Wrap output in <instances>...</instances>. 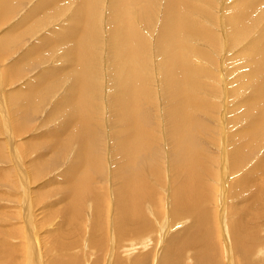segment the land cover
Wrapping results in <instances>:
<instances>
[{
    "label": "rangeland",
    "instance_id": "rangeland-1",
    "mask_svg": "<svg viewBox=\"0 0 264 264\" xmlns=\"http://www.w3.org/2000/svg\"><path fill=\"white\" fill-rule=\"evenodd\" d=\"M146 1H135V11L132 19L130 14L123 13L124 18L127 15L131 19L137 34L146 41L135 40V46L140 49L146 48L148 58V69L146 70L150 73L151 80L148 81V85L152 93L150 102H144L140 98L137 99L139 103L137 105L142 104L140 106L142 108V118L146 116L147 125L151 128L148 136L152 138V141L149 140V145L147 144L148 149L144 153L146 157L143 155L146 162L149 161L145 173L148 186L145 184L146 186L141 189L144 192L142 191L136 199L135 194H133L135 183L130 184L132 186L130 188L133 189H130L132 192L130 199L134 197V201L142 200L140 202L141 206L147 204V209H149L147 210L145 209L146 206L144 207L143 217L149 218L148 221L151 222L155 231H157V227L154 222L155 220L159 221L161 215V219L164 217L169 218V225L172 223L170 217L171 202L174 199L177 201L178 197L174 190L175 186L178 185L173 182L174 179H172V173L169 169L171 140L170 136H166L168 135V125L165 113L168 105L163 96L166 90L162 86L161 78L158 76L163 59H161V54L157 49L161 43L158 34L162 27L163 15L169 13L165 6L172 2L178 8V10L173 8L175 11L172 12V14L174 12L176 14H174L176 26L181 24L185 28H201L205 30L208 36L206 39L205 37H193L189 41L190 45L183 44V48H181L183 62H185L184 58L187 60L190 56L191 60L189 58V61L191 62L187 60L185 63L192 64L191 66H194V69L200 72L194 79L201 83L199 97L204 100L206 105L208 104V108H204L202 113L198 115L204 127L201 145L205 150L206 159L204 163L207 168V172L201 175L203 177L201 179L203 185L208 187H205L206 190H201V194L205 193L210 201L213 199L215 201L207 202L205 199L203 203L198 204V208L202 207V210H204L203 207H205L207 209V221L210 220V224L212 223L211 228L215 232V237L213 234L214 238H211V245L215 257L213 259L209 258L207 263L202 262L203 264H229L227 263L229 260L231 264H242V262H246V264H264V173L262 168L257 167L260 161L264 159V139L256 143L244 142L242 160L240 158L237 163L234 158L238 156L230 153L234 146L240 144L235 140V134L240 127L244 125L243 129H245L248 124H256V119L260 116V113L255 110V102L253 111H249L243 106L244 100L247 98L252 99L248 90L240 88L248 81L246 78H241V71L238 72L239 68H237L240 64L236 63V57L255 40V37L264 28V12L260 13L259 17L256 13H250L247 16V25L250 24L253 27L247 26V30L250 31L247 35H243L238 31L237 34L241 39L236 41L237 35L234 36V29L236 30V28L232 30L224 22L230 10L232 8L235 10V3L240 0H175V2L174 0H149L146 11L144 10L145 15H147V18H145L143 17L144 13L140 15L137 11L138 6L140 11H143V4ZM183 1L186 2V6L181 5ZM80 4L81 0H8L6 6L0 8V231L5 233V236H1L0 239L1 241L6 240L7 243L11 241L10 243H13L14 247L21 245L23 247L26 241L28 242L30 239L37 244L36 246L31 242V249L33 250L36 248L39 250L41 245L47 247L54 241L65 244L66 253L56 251L45 253V247L41 246L42 252L38 251L39 256L35 252L36 259L41 256L35 264H45L52 256H58L60 262H62L61 259L66 258L64 261H69L68 264H114V257L121 258L124 264H143L142 260H144V263L146 262L145 264H159L163 260L161 258L167 253L170 256L165 257H171L172 264H196V258L204 254L201 252L197 255L205 243L202 245L197 243L200 250L195 244L190 246L186 243L184 247H181L179 254L175 253L174 249L165 247V245H168V240H171L169 238H173L174 235L186 236L183 227L189 226L192 235L195 233L193 230L197 228L191 226V216L183 215L188 221L187 224H179L173 228L167 224V234L164 235L163 239L150 236L155 235V232L153 230H151V233L147 232L150 231V228L144 226V221L142 222L143 225H140L141 221L137 220L139 217H131V215H129L126 222H122L120 219L119 228L123 232L118 231V224L115 221L118 204L115 200L116 195L113 194L117 192V187L119 189L122 185L119 183L116 174L123 168L125 159L117 152L116 140L113 139V134L116 133L118 128L117 123L114 121L116 120L114 118L115 113L113 114L114 108L111 105L110 82L112 70L110 64L114 51L109 41V32L116 27L114 24L111 25V12L113 11L110 10H112L114 4H117V1L88 0L89 13L87 8L81 7ZM260 4L264 5V2ZM189 8L195 10L189 12ZM179 9H182L180 13L178 12ZM81 16L80 41H87L89 44L93 42L92 52L95 53V56L88 55L95 58V79L92 86L94 95L90 102L93 107L90 106V108L95 110L93 113L95 118L93 123L89 124L90 129H94L92 131L95 151L93 149V157L85 159L82 163L76 157V150L74 149L76 143L73 142L72 136L74 133L71 132L74 130L73 127H70L67 131H65L66 129H58L60 128V122L64 120V114L62 116L59 114V111L63 109V105L60 104H63L64 99L67 98L68 88L75 80V73L71 74L70 62L61 57L63 46L60 41L66 36L68 37V32L72 30L73 25L79 27L78 20ZM255 16L259 18L257 25ZM184 19L185 21L187 19V21L184 22ZM262 42H264V38L254 43V46L257 47ZM144 65L147 66V64ZM144 65H142V68L144 67L145 70ZM146 70L145 74L149 78ZM85 74L87 78V71H85ZM143 77H145L144 74ZM232 117H236L235 120H232ZM232 122L237 124L233 125ZM91 126L93 127L91 128ZM59 137H61V140ZM245 147H248L247 150ZM142 159L143 157L140 156L136 166L143 162ZM150 165H152V168H150ZM77 168L81 170L79 171ZM250 170H254L253 173L255 174H248ZM79 173H83V175ZM247 175L254 178L256 182L254 181V183L248 185L246 182ZM239 176H242V178L240 179ZM84 178H87V180H82ZM239 179L246 184L240 185L243 194L241 195L240 191H237L240 194H237L234 198V186H236L235 183ZM74 180L83 181V184L80 185L79 182L77 183ZM73 181L77 183L78 187L81 186L80 189L74 191L77 193L76 200H74L73 192L70 191V187L74 188L72 186ZM83 187L86 188L85 192L81 190ZM210 187L212 188L210 189ZM145 188H149V192ZM146 191L147 193H145ZM150 191H152V194ZM170 192L175 194L173 198H171ZM79 195L82 196L80 199ZM255 195H257L256 199ZM109 199L113 205H111ZM199 200H201V197ZM194 202L195 200L193 204H195ZM95 206L101 212L100 214L96 213V216H101L99 223L102 224L103 228L100 227V229L107 233H101L99 227L97 230H89V233H92L90 235L93 236V239L91 237L92 240H89L88 229L91 227L90 219L95 218L92 213L96 209ZM247 206L250 207L248 208L250 214L244 216L241 213L246 210ZM140 207L137 208L140 209ZM251 211L255 214L254 216ZM98 217H96V220H99ZM235 223L238 225L235 226ZM95 225H98V223ZM240 225L244 228V234L251 236V240L247 239V244L242 248L244 251L240 248L242 246L237 245L240 237L237 236ZM138 227L144 231L140 230V234L136 231L133 233V230L138 229ZM129 228L133 229L129 230ZM145 228H148V230ZM19 232L24 237L20 234H18L19 236L12 235ZM224 235L225 239H228L224 240ZM234 235L236 236L234 237ZM151 237L154 243L151 242ZM143 238L147 240H142ZM139 240L143 241L142 246L138 245ZM90 241L93 244L89 247L87 243L89 244ZM227 244L231 251H229ZM176 245L177 248L180 247L178 244ZM125 247L126 249H124ZM53 249L57 250L55 247ZM246 250L252 252L249 260L244 259ZM239 251H242L243 255H240ZM22 253L18 248L17 255L19 256L12 264H24ZM62 254L63 258H61ZM4 256L0 257V262L7 264L10 258ZM134 258H137V260ZM72 261L74 263H71Z\"/></svg>",
    "mask_w": 264,
    "mask_h": 264
},
{
    "label": "bare ground",
    "instance_id": "bare-ground-1",
    "mask_svg": "<svg viewBox=\"0 0 264 264\" xmlns=\"http://www.w3.org/2000/svg\"><path fill=\"white\" fill-rule=\"evenodd\" d=\"M116 1H117L118 5L114 4L112 7V10H110V11H113V12H111V14H112L111 25H113V24L116 25L115 28L111 29L113 31L109 32L110 33V36H109L110 46L113 47V51H114V54L111 57V64H110L111 70H112L110 90H111V105L114 108L113 114L115 113L114 118L116 119L114 121L117 123L116 125L118 128V130L116 129L117 130L116 133L114 132V134H113V139L116 140L117 152L124 157L125 164L122 166L123 168L121 170H119L118 173L116 174V176L119 178V183L122 185L119 189L117 187V192L113 194L114 196L116 195L115 200L117 202L116 204H118V212H117L118 214L116 213L115 221L118 224V226H117L118 231L123 232L119 228L121 221L126 222V220L129 218V215H131V217H139V218H137V220L141 221L140 225L144 221L143 222L144 226L145 227L148 226V228H150V231L148 230V228H145L148 230L147 232L151 233V230H153V232H155L154 233L155 235H150V236L161 237L163 239L164 235L167 234L166 225L167 224L169 225V218L167 219V217H164V215H163L164 218L161 219L162 215L161 216L158 215L160 217V219L158 218L159 221H156L155 218L153 217V219L155 220L154 224L157 227V231H155L154 230L155 228L153 229L151 222L148 221L149 218L147 219V217H143V215H144L143 209L147 204L145 203L146 204L145 206L144 205L141 206L140 202L142 200L141 201H139V200L134 201L133 200L134 197H133V199H130V196L132 193L130 191V189H131L130 187H132V186H130V184L135 183V188H133V189H135L134 193H133V194H135V198L137 196H140L142 191L144 192V190L141 191L142 188H144L146 185L148 186V184H146V180H145V175H146L145 173H146V167H148V164H149V163L147 164V162H149V161L146 162V160L144 159V156H145L144 153H146V151L148 149V145L150 142L149 140L152 139L151 137L148 136V134L150 135L151 128H149V126L147 125L146 116H143L144 118H142V111H141L142 108L140 107L142 104H140V106H138L137 104H139V103L137 102V99L140 98V100H142L144 102H147V101L150 102L152 100V93H151V91H150L151 89L148 85L150 82L149 80H151V79H150V73L148 72V70H146V69H148L147 68L148 67V58H147L146 48H144L145 49L144 50V49H140V48L135 46V40H140L141 42H146V41L144 39H142L137 34V31L135 30V28H133V25H132L133 23L131 22L132 15L134 14V11H135V1L140 2V0H116ZM148 1L149 0H147L146 3L144 2L145 4H143V9H142L143 11H140L139 6H138V11H137L140 15H143V13H144L143 17H145V18H147L146 17L147 15H145L146 14L145 11H146V8L148 6ZM7 2H8V0H0V8L2 6H6ZM174 2H175V0H174ZM263 2H264V0H240V1L235 3V5H234L235 10L233 8L230 10L229 15L227 16V19L225 20L224 23H226L227 26L230 27L232 30L234 28H236V30L234 29V36L237 35V38H235L236 41L241 39L239 37V34H237L238 31L243 35L249 34L248 32H250V31L247 30V26H249L250 24L247 25V16L250 13H256L259 17L260 13L262 14L264 12V5L260 4ZM87 4H88V0H81V4H80L81 7L87 8ZM256 4H258V5H256ZM181 5L186 6L187 4H186V2L183 1L181 3ZM115 6H116V8L114 10ZM165 8L167 10H169L168 11L169 13H164V15H163L164 17H163V21H162V27L160 28L159 34H158V38H161V43L158 45L157 49H158L159 53L161 54V57H162L161 59H163L162 63H161V69L159 70L160 74H158V76H159V78H161L162 86L166 90V92L164 93L163 96H164V98L167 102V105H168L167 110H165V113L167 115L166 118H167V125H168V127H167L168 128V130H167L168 135H166V136H170V140H171V147L168 146V147H170L169 150L171 151V153H170V151H168V152L171 155L167 153L171 157V158H169V159H171L169 169L171 170V173H172V177H173L172 179H174L173 182L176 185H178L177 186L178 188L175 186V190L173 189L174 187L172 188L175 191L176 196L178 198H177V201L174 199V201L171 202L172 203V208H171L172 212L170 211V214H171L170 217H171L172 223H170L169 226H171L173 228L179 224L180 225L181 224H187L188 221L185 219L186 217L183 215H188V216H191V222H192L191 226L197 228V229L193 230L195 233L192 235V230L191 231L189 230V226L183 227V229L185 228V231H186L185 235L186 236H177L178 234L175 233L177 235H174L173 238H169L171 240L170 241L168 240V242H167L168 245L167 246L165 245V247H170V248L175 250V253L177 252L179 254L181 252V247L182 246L184 247L186 243L189 244L190 246L191 245L194 246V244H195L197 248L199 247L198 248L199 250H200V246L197 245V243H199L201 245L203 243H205L206 245L204 244V247L201 248V251H198L197 255H199V253H201V252H203L204 254H202L201 256L196 258L197 259L196 264L197 263L203 264V262L207 263L209 258L213 259L215 257V255H214L215 253H213L214 250H213V247L211 245V241H212L211 238L215 237V232L212 231V228H211L212 223L210 224V220L207 221V218H208L207 209L205 207H203L204 210H202V207L201 208L199 207L200 210H198L199 209L198 204L203 203V201L205 199L207 200V202L208 201L212 202L213 200L215 201V199L210 201V199H208L206 197L205 193H203V195L201 194L202 193L201 190L202 191L206 190V188H208V187L203 185L204 183L202 182V179H201V177H202L201 175H203V173L207 172V168H206V165L204 163L205 159H206V155L204 153L205 150L201 145L202 144L201 143V137H202V132L204 131L203 130L204 127H203V124L201 123V121L199 120L198 115L200 113H202V110L204 108H206V109L208 108V104L206 105L204 100H202L199 97V90L201 89V87H200L201 83H199V81L194 79V77L197 76L198 74H200V72L195 70L194 66H191L192 64L190 65L189 63H185L187 60L189 61V58L191 60V57L189 55H188L189 58H187V60H186V58H184L185 62H183V57L181 54V48H183L182 47L183 44H185V45L189 44V41L193 37H200V38L205 37V39H206V38H208V36H207V33L205 32V30H203L201 28L190 29V28H185V26H183L181 24H177V26H176V22L174 19V16L176 14H175V12H174L175 15L172 14V12L174 10L173 8H177V6L174 3L170 2L169 4H166ZM176 10H178V8ZM181 10L178 12L180 13ZM193 10H195V9L192 8L189 10V12L193 11ZM87 12H88V8H87ZM137 12H135V14H138ZM123 13L130 14L131 19L127 15L124 18ZM139 14H138V16H139ZM177 16L179 17V14ZM258 17L255 18L256 25L258 24L257 23L258 22L257 20L259 19ZM181 18H183V17H181ZM76 20H78V19H76ZM78 21H79L78 22L79 27L73 25L72 30L68 32V37L66 36L64 39H62L60 41L61 45L63 46L61 49V57H62V59H67V61L70 62L69 66H70V70H72L71 74L73 75L75 73L74 74L75 80L73 81V84L68 88L69 92L67 91L68 92L67 98L64 99L65 96L62 97L64 99V101H63V104H60V105H63V109L59 111V114L61 116H62V114H64V120L61 122L59 121L60 122V128H58V129H60V130L66 129L65 131H67V129H69L70 127H73L74 130L72 129L73 131H71L74 133L72 136V139H73V142L75 141L74 143H76V144H74V146L76 145L75 146L76 148H74V149L76 150V157H77L78 161L81 160L79 162L82 163L85 161V159L86 160L89 159L95 151V149H94L95 144H94V140H93V131H92L94 129H90V127H89L90 126L89 124L91 122L93 123V120L95 118L93 115L95 110L90 108V106H91L90 102H91L92 97L94 95V91L92 89V86H93L94 79H95V69H94L95 58H93L92 56H95V53L92 52L93 42L91 44H89L87 41H83V40L80 41L82 16L80 17V19ZM179 21H180V19H179ZM183 21L186 22L187 19H186V21H185V19ZM183 21H182V23H183ZM215 22H217V21H215ZM226 24H224V25H226ZM254 24H255V22H254ZM249 27H253V26L250 25ZM65 34H67V33H65ZM261 37L264 38V28L261 29L260 33L255 37V40L252 39L254 41H252L247 46V48L244 49L239 54L238 57H236L237 58L236 63L240 64V66H237V68H239V71L238 70L237 71L238 72L241 71V74H242L241 78H246V80L248 81V83L241 85L240 88L242 90L243 89L248 90L249 95H251V99H252V100H250L247 98L248 100L247 99L244 100L245 102H243V106L245 107V109L247 108L249 111H253V108H254L253 105L255 102V104H256L255 110L260 113L259 118L256 119V124H254V123H253L254 125L248 124V126L246 125L247 127L245 129H243L244 128L243 127L244 125H243L242 127H240V129L235 134V140L240 142V144L234 146V148L231 150L230 153H233V154L238 156V157L234 158L236 163L243 156V153H244L243 143L244 142L256 143V142L264 139V133H263L264 132V42L259 43V45L257 47L254 46V43H256L259 39H262ZM205 39H204V41H205ZM89 54L92 56H88ZM85 60H86V62H85ZM189 62H191V61H189ZM144 64H147V66ZM142 65L145 66V70H146V73L149 74L148 75L149 78L145 74V70H144V67L142 68ZM85 71H87V78H86ZM143 74L145 77H143ZM192 79H194V80L192 81ZM197 79H198V77H197ZM199 80H200V77H199ZM76 90H78V92H76ZM62 98H61V100H62ZM14 99H16V98H14ZM153 99H154V97H153ZM249 100L251 101L250 103H249ZM13 103H14V101H13ZM58 103H57V105H59ZM235 118L236 117H232V120H235ZM242 121H244V120H242ZM232 123H233V125L237 124L235 122H232ZM93 126H91V128ZM65 131H63V132H65ZM159 136H157V137L159 138ZM260 136H261V139H260ZM56 137H58V136H56ZM59 138L61 140V137H59ZM59 138H56V139H59ZM247 148H246V150H247ZM93 149H94V151H93ZM149 155L151 156V154H149ZM140 156L143 157V159H142L143 162H140V165L136 166V163H138ZM231 156H233V155H231ZM231 158H233V157H231ZM263 158H264V156H263ZM241 160H242V158H241ZM155 163H157V162L155 161ZM263 163H264V159L262 161H260V164L257 167L262 168V172L264 173ZM145 164H147V166H145ZM83 166L85 167V165H83ZM150 168H152V165H150ZM77 169H79V168H77ZM89 169H90V167H89ZM223 169H224V167H223ZM80 170L81 169H79V171ZM259 170H261V169H259ZM253 171L254 170L248 171V174L249 173L255 174V173H253ZM75 172H77V171H75ZM82 172H83V170H82ZM83 173H79V174L83 175ZM86 176H87V174H86ZM254 176H256V175H254ZM83 177H85V176H83ZM241 178H242V176L240 177V179ZM85 179L87 180V178H84L82 180H85ZM240 179L238 180V182L235 180L236 183L234 181V183L236 185V186H234L235 187V193L233 192L234 198L237 196V194H240L242 191V189H241L242 187H240V185L246 184V183L241 182ZM243 179H245V178H243ZM246 179H247V181L246 180L245 181L247 182L248 185L254 183V181H255L254 178H252L249 175H247ZM74 181L72 183V186H74V188L70 187V191L73 192V196L75 197L77 193L74 191H77L78 189H80L81 186L78 187V185H76L79 181L76 180L77 183H75L76 181L75 182ZM79 184L82 185L83 181L79 182ZM211 188L212 187H210V189ZM133 189H131V190H133ZM81 190H83L85 192L86 188L83 187ZM146 190L148 191L149 188ZM147 191L145 193H147ZM155 191H154V193H155ZM237 191H240V193H237ZM150 192L152 194V191H150ZM170 193H171V198H173L175 194L173 192H170ZM242 194L243 193H241V195ZM113 195H112V197H113ZM229 195H230V193H229ZM257 195L254 196L255 199H256ZM76 197L74 198V200H76ZM81 197L82 196L79 195V199ZM200 197H201V200H199ZM258 197H260V196H258ZM144 199H145V197H144ZM153 200H154V198H153ZM194 200H195V202H194L195 204H193ZM97 203H100V202H97ZM111 205H113L112 201H111ZM175 205H176V207H174ZM116 207H114V208H116ZM137 207H140V209ZM95 208H96L95 211L93 210L94 212H92L93 217H95V218H92L93 220L90 219V223H91L90 226L91 227H89V229H88V236H89L88 239L89 240L93 239V236L90 235L92 233H89V230H92V231L97 230L99 227V230L101 231V233L104 232L102 229H100V227H102L101 226L102 224L99 223V221H101V216H99V217L96 216V213L100 214L101 212H99V210L97 209L96 206H95ZM175 208H177V209H175ZM248 208H250V207L247 206L246 210L243 211V213H241V214H243L244 216L249 215L250 210ZM145 209H147V206ZM147 210H145V211H147ZM233 212H234V210H233ZM251 212H252V215L254 216L255 214L253 213V211H251ZM69 213L72 215V213L70 211H69ZM210 215H211V213H210ZM256 216H258V215H256ZM96 217H98L99 220H96ZM120 219H121V221H120ZM112 220H113V218H112ZM97 223H98V225H95ZM127 223H125V224H127ZM236 224L237 223H235V226H236ZM227 225H229V224H227ZM133 227H135V226H133ZM179 228H180V226H179ZM229 228H230V226H229ZM238 228H239L238 229L239 232L236 230L238 232L237 236L238 237L240 236V237L238 238L239 242L237 243V245L242 246L240 248L242 251H244L242 248H244V246L247 244L248 240H251L250 239L251 236H248L246 233L244 234V228H242L241 225ZM132 229L133 228H131V229L129 228V230H132ZM140 230H143V229H139V227H138V229L133 230L134 231L133 233H135V231H136V233L140 234L141 233V232H139ZM165 230H166V233H165ZM0 233H1L0 237L5 234L1 231H0ZM106 233L107 232L105 231L103 234H106ZM239 233H240V235H239ZM18 234L23 236V234L21 232L16 233V234L13 233L12 235L19 236ZM213 234H214V237H213ZM225 235H226V233H225ZM225 235L223 236L224 240L228 239V238L225 239ZM235 236L236 235H234V237ZM91 237H92V239H91ZM152 237H151L152 240L151 239H149V240H151V242L154 243ZM234 237H233V239H234ZM142 240H147V239L143 238ZM142 240H139L137 242L138 245L142 246V244H141L143 242ZM12 241H13V239H12ZM165 241H167V240H165ZM235 241H236V239H235ZM10 242L7 243L6 240L1 241V239H0V257L2 255L8 256L10 258V261H8L7 264H12L17 259V257L19 256V255H17L18 248L20 251L23 252L21 256L23 257L22 259H24V262H23L24 264H33V263L35 264L38 262V260H40L41 256L39 257V259H36L37 257L35 256V252L38 253L39 250H40L39 252H42L41 246H44V245H41L39 250L36 247H35L36 249L33 250V249H31V242L34 244H36V242L31 241L30 239L28 240V242L26 241V243H25L26 245L24 244L23 247H22V245L14 247L13 243L11 244ZM18 242H17V245L19 244ZM151 242H149V243H151ZM152 243H151V245L154 246V244H152ZM92 244H91V241L89 244L87 243V245L89 247L92 246ZM176 244H178L180 247L177 248ZM224 244H225V241H224ZM36 246H37V244H36ZM3 247H5V248L3 249ZM54 247L57 248V250H54L53 249ZM126 247L124 249H126ZM228 247H229V245H228ZM69 248H70V246H69ZM240 248H239V250H240ZM166 249H168V248H166ZM229 249H230V247H229ZM45 250H46L45 253H47L49 251H53V253L55 251L59 252V253H62V252L66 253V251H67L65 244L64 243L62 244V243L57 242V241L51 242V244L49 246L45 247ZM70 250L72 251L71 248H70ZM80 250H82V249H80ZM143 250H145V249H143ZM229 251H231V249ZM229 251H228V253H229ZM242 251H239L240 255L242 254ZM225 252H226V250H225ZM164 253H163V255H164ZM171 253H172V251H171ZM244 253L246 254L245 255L246 257L244 259L249 260L250 256L252 255V252L247 251ZM63 254H62L61 258H63ZM259 254H260V251H259ZM262 254H261V256H262ZM37 256H39V253L37 254ZM67 256H69V255H67ZM78 256L80 257L81 255H78ZM143 256H145V255H143ZM146 256H148V255H146ZM165 256H170V255H169V253L165 254L163 256V258H161V259H163L162 262L159 264H162V263L163 264H166V263L172 264L171 263V257H165ZM174 257H175V255H174ZM182 257H183V255H182ZM25 258H27V259H25ZM114 258H115L114 264H124V262L121 260V258H119V257H114ZM64 259H66V258H64ZM64 259H61L62 262H60V259L58 256H56V257L52 256L45 264H68L69 261L68 262L64 261ZM134 259L137 260V258H134ZM138 259L140 260V258H138ZM179 259H180V257H179ZM183 259H184V257H183ZM68 260H69V258H68ZM74 260H75V258H74ZM97 260H95V261H97ZM145 260H146V258H145ZM95 261H92V262H95ZM142 261H143V264L146 263V262L144 263V260H142ZM77 262H78V260H77ZM140 262H141V260H140ZM140 262H138V263H140ZM172 262H174V261H172ZM71 263H74V261H72ZM132 263H133V261H132ZM212 263H213V261H212ZM227 263L231 264L229 262V260L227 261ZM0 264H3V263L0 262ZM93 264H95V263H93ZM242 264H246V262H244V263L242 262Z\"/></svg>",
    "mask_w": 264,
    "mask_h": 264
}]
</instances>
